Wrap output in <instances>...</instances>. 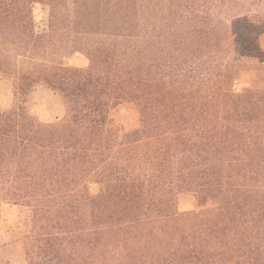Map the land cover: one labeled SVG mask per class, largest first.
I'll list each match as a JSON object with an SVG mask.
<instances>
[{
    "label": "trees",
    "instance_id": "trees-1",
    "mask_svg": "<svg viewBox=\"0 0 264 264\" xmlns=\"http://www.w3.org/2000/svg\"><path fill=\"white\" fill-rule=\"evenodd\" d=\"M36 1L0 0V204L26 264H264V0H45L41 33Z\"/></svg>",
    "mask_w": 264,
    "mask_h": 264
},
{
    "label": "rangeland",
    "instance_id": "rangeland-1",
    "mask_svg": "<svg viewBox=\"0 0 264 264\" xmlns=\"http://www.w3.org/2000/svg\"><path fill=\"white\" fill-rule=\"evenodd\" d=\"M32 16L35 25V31L38 33L47 32L49 20V6L45 0H37L32 4ZM65 33L64 40L71 38V30ZM52 34L51 39L57 38V34ZM261 45L264 46V35L261 38ZM69 65L85 67L88 60L80 53H75L66 60ZM7 98V104L3 103ZM11 88L6 84H0V104L9 107L12 104ZM55 102H58L51 92L43 87L37 86L36 90L28 96V106L32 109L38 120L42 122H51L54 119L55 112L52 108ZM110 116L118 127L122 130L137 127L139 125V105L137 102L123 101L115 104L110 109ZM91 193H97L99 186L96 183L88 185ZM179 212L195 209L193 198L187 194L181 195L177 202ZM18 209L7 203L0 204V264H26V256L22 236L17 231L16 224L19 218Z\"/></svg>",
    "mask_w": 264,
    "mask_h": 264
},
{
    "label": "clouds",
    "instance_id": "clouds-1",
    "mask_svg": "<svg viewBox=\"0 0 264 264\" xmlns=\"http://www.w3.org/2000/svg\"><path fill=\"white\" fill-rule=\"evenodd\" d=\"M3 103L6 105L7 104V98L4 99Z\"/></svg>",
    "mask_w": 264,
    "mask_h": 264
}]
</instances>
